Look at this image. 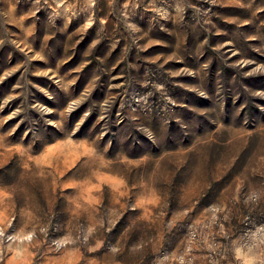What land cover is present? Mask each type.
<instances>
[{"label":"rangeland","instance_id":"rangeland-1","mask_svg":"<svg viewBox=\"0 0 264 264\" xmlns=\"http://www.w3.org/2000/svg\"><path fill=\"white\" fill-rule=\"evenodd\" d=\"M0 264H264V0H0Z\"/></svg>","mask_w":264,"mask_h":264}]
</instances>
